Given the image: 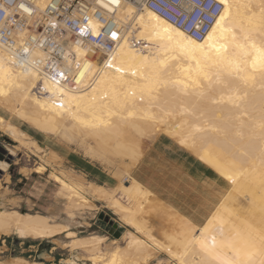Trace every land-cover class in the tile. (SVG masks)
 Returning <instances> with one entry per match:
<instances>
[{
  "label": "bare ground",
  "instance_id": "1",
  "mask_svg": "<svg viewBox=\"0 0 264 264\" xmlns=\"http://www.w3.org/2000/svg\"><path fill=\"white\" fill-rule=\"evenodd\" d=\"M213 1L218 12L199 39L147 8L136 11L122 2L114 20L135 28L145 46L133 47L127 31L117 38L110 62L87 58L78 75L86 84L80 90L20 68L14 55L0 46V109L39 133L90 141L94 149L115 154L119 165L125 158L137 162L142 139L163 133L231 182L199 226L149 218L143 207L147 190L134 180L120 182L132 202L121 217L134 232L126 233L123 247L111 243L116 246L104 264H147L158 250L173 264H264V0ZM44 3L37 2L40 7ZM91 24L96 32L97 22ZM72 50L78 59L93 53L89 47ZM0 127L22 146H39L1 114ZM126 164L129 169L131 164ZM8 166L0 160V171ZM55 180L75 202L85 204L79 189L57 175ZM71 216V226H77V217ZM71 226L43 214L0 208L1 230L31 238L64 231L72 248L100 252L105 236H79ZM91 260L101 261L94 256ZM10 264L42 262L13 258Z\"/></svg>",
  "mask_w": 264,
  "mask_h": 264
},
{
  "label": "rangeland",
  "instance_id": "2",
  "mask_svg": "<svg viewBox=\"0 0 264 264\" xmlns=\"http://www.w3.org/2000/svg\"><path fill=\"white\" fill-rule=\"evenodd\" d=\"M0 114L9 122L16 124L21 131H24L22 127H25L34 132L38 139L29 135L39 144L38 147L31 143L22 146L9 132L0 127V146L4 150L8 147L14 151L11 159L6 161L9 164L7 171L0 172V208L43 214L49 216L54 222L69 226L73 225L71 215H75L79 223L77 226H71V230L77 235L105 236L100 252L90 253L66 244L68 239L64 231L49 238H31L0 229V262L10 264L13 258H23L28 261L42 262V264H104L116 246L111 243L117 242L123 247L126 243V233L134 232L121 217L125 210L131 209L132 202L122 193L120 182L129 184L134 180L130 173L138 161L133 164L129 158H125V162L131 164L128 169L124 165L127 162L121 163L124 169L129 170V176H126L115 154L102 152L96 147L94 149L90 141L85 140L81 143L79 138H76L78 141L68 140L62 136L66 139L64 140L60 135H45L2 109ZM158 134L161 133L157 132L142 139V152L153 136ZM170 138L173 139V137ZM7 154L6 150L2 160H5ZM86 160L115 178L116 185L104 187L85 174L81 170V164ZM38 166H44L45 170L37 172ZM55 175L79 189L80 193L86 197L85 204L75 202V198L70 195L67 188L56 183ZM226 180L231 186V182ZM92 256L100 257L101 261L91 260ZM173 263L174 261L170 262L163 251L158 250L155 252V257L147 264Z\"/></svg>",
  "mask_w": 264,
  "mask_h": 264
},
{
  "label": "built area",
  "instance_id": "3",
  "mask_svg": "<svg viewBox=\"0 0 264 264\" xmlns=\"http://www.w3.org/2000/svg\"><path fill=\"white\" fill-rule=\"evenodd\" d=\"M0 0V46L14 55L16 64L43 74L49 81L72 90L87 58L110 62L117 38L130 31V44L143 47L134 29L114 20L122 2L135 10L147 8L193 38H201L213 24L218 5L213 0ZM91 21L98 28L93 32ZM89 47L90 56L78 59L73 47ZM34 91L40 95L39 87Z\"/></svg>",
  "mask_w": 264,
  "mask_h": 264
},
{
  "label": "crops",
  "instance_id": "4",
  "mask_svg": "<svg viewBox=\"0 0 264 264\" xmlns=\"http://www.w3.org/2000/svg\"><path fill=\"white\" fill-rule=\"evenodd\" d=\"M81 170L99 185H116L115 178L87 160ZM130 176L147 190L143 205L149 213L146 216L156 221L180 220L191 226L208 219L230 190L224 177L162 133L147 143Z\"/></svg>",
  "mask_w": 264,
  "mask_h": 264
},
{
  "label": "water",
  "instance_id": "5",
  "mask_svg": "<svg viewBox=\"0 0 264 264\" xmlns=\"http://www.w3.org/2000/svg\"><path fill=\"white\" fill-rule=\"evenodd\" d=\"M4 154H6V150H4L1 146H0V160H2L4 158ZM11 155L7 154L5 161H9L11 159ZM1 172V171H0Z\"/></svg>",
  "mask_w": 264,
  "mask_h": 264
},
{
  "label": "trees",
  "instance_id": "6",
  "mask_svg": "<svg viewBox=\"0 0 264 264\" xmlns=\"http://www.w3.org/2000/svg\"><path fill=\"white\" fill-rule=\"evenodd\" d=\"M22 130L26 131L28 134H30V135H31L32 137H34L35 139H38V136H37L34 132H32V131L26 129L25 127H22Z\"/></svg>",
  "mask_w": 264,
  "mask_h": 264
}]
</instances>
